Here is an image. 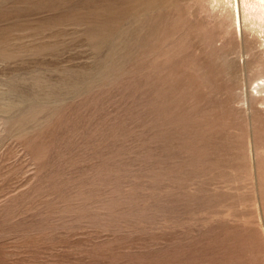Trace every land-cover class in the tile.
Segmentation results:
<instances>
[{"label":"rangeland","instance_id":"374dc122","mask_svg":"<svg viewBox=\"0 0 264 264\" xmlns=\"http://www.w3.org/2000/svg\"><path fill=\"white\" fill-rule=\"evenodd\" d=\"M259 1L0 0V264H264Z\"/></svg>","mask_w":264,"mask_h":264},{"label":"bare ground","instance_id":"6f19581e","mask_svg":"<svg viewBox=\"0 0 264 264\" xmlns=\"http://www.w3.org/2000/svg\"><path fill=\"white\" fill-rule=\"evenodd\" d=\"M238 4L234 9L235 13L237 14V20L235 21V31H236L237 36L241 37L243 34V24H242L241 16L239 15L240 14L239 13V11H240L239 6L240 5H238ZM244 7H246V10L249 12L248 15L245 16V18L247 20H248V18L253 17L254 20L258 19L260 22L264 23V0H260L258 3H256V2L247 3L246 6H244ZM245 18H244V20H245ZM263 89H264V71L261 73V77L258 80H256V82H255L254 91H256V94H253L254 98L258 100L257 102H258L260 109L264 108V96L260 95L262 93Z\"/></svg>","mask_w":264,"mask_h":264}]
</instances>
